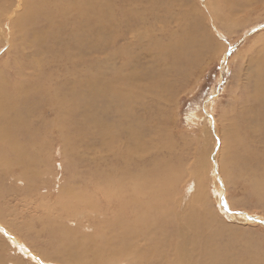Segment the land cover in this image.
I'll list each match as a JSON object with an SVG mask.
<instances>
[{
    "label": "rangeland",
    "instance_id": "1",
    "mask_svg": "<svg viewBox=\"0 0 264 264\" xmlns=\"http://www.w3.org/2000/svg\"><path fill=\"white\" fill-rule=\"evenodd\" d=\"M5 1L0 0V4H4ZM208 1L151 0L143 6L139 15V7H136L138 3H122V0H118L115 5L116 8L125 6L134 17L129 16L124 18L120 12L117 13L100 30L102 33H98L99 35L95 34L94 39H91L94 51L92 53L87 51L84 55H77V58H73L72 61H68L67 57L60 58L61 53L53 51H60V49L56 48L55 44L52 47V43H54L53 37L47 38L43 34L46 27L31 26L30 29L25 28L22 31L11 32L6 31L1 26L4 36H0V72H8L11 75L9 80L14 85L16 82L15 78L19 80L23 75L26 76L25 78H31L35 74L32 68H28V71L26 70L25 72L24 70V73L19 75L16 73L18 72L17 67L26 61L30 63V60H35L34 58L42 57L45 65H47L45 66L43 63V65L39 66V69L41 71V68L44 66L46 72L50 71L54 75L52 80L53 87L55 85L61 86L62 80L68 78L71 85L68 84L67 87H64L66 94L70 93L72 95L75 92H82V90L81 95L85 92L91 93V97H94V100L92 101V109L89 108L88 111L102 120L103 126L114 125L113 127L116 132L122 133L121 135L118 133L120 139L117 143V148L120 151L128 148V145L125 143L128 138L126 134L128 133V129L132 127V122H134V129L138 127V120L132 115L141 117L147 125L146 130H139V134H141L140 138L147 144V149L150 151L149 155H147L148 160H150L149 164L144 166L142 164V166L155 170L159 161H168L172 165V173H174L175 177H178L177 185L173 187L176 199L182 198L183 202L187 204L191 200L194 201L195 197L199 198L201 205L210 210L212 215L214 214L212 218L217 220V224L228 226L229 229L233 228L235 233L244 234L242 239L249 246L252 243L258 245L262 250L261 260L264 262V205L259 204L255 197H249V183L255 178V174L253 171H247L246 169L248 168L249 160L248 163L243 160L246 154H243L244 151L249 149V153L254 152L261 155L255 159V170L258 168L259 171L260 168L264 167V158L261 160V157H264V109L261 108L259 100H256L254 97L258 80L262 78L261 73L264 75V8L252 14H249L251 12H240L233 20H229L230 22H220L216 21L212 15L213 13L209 11ZM114 20L116 21L115 24ZM143 22L146 23L143 24ZM194 24L200 26V30L196 33L193 32V34L191 32V36L200 39L201 43L206 44V47L201 52V57L194 64L192 71L187 72L186 67H181L188 73V75H184L185 77L182 76L180 78L179 75L167 73V70H171V67L176 66L177 68L179 66L175 63L171 66L169 64L171 63L170 61L166 64L168 61L162 62L161 60H157L158 50H151V52L148 47L150 44L155 45V43L177 41L180 39L179 35L182 34L181 29L185 26H193ZM108 25L111 27H108ZM70 27L68 26V29ZM146 31H150L151 34H148ZM163 34L166 36L164 37ZM118 35L121 36L119 37ZM191 36L188 35V37ZM143 44L147 46L145 47ZM43 45L48 50L41 47ZM103 45L107 46V48ZM39 46L45 51L46 55H40L37 51ZM50 46L51 48L49 49ZM100 48L101 50H99ZM119 49L120 52L118 51ZM69 51L83 54V51L79 49ZM121 51L123 52L121 53ZM126 52H130L131 55H128ZM47 53L50 54L48 55ZM58 59L60 60V65L54 63L56 62L54 60ZM110 59L114 60L111 61ZM16 60L22 61L19 63ZM129 61L132 62L130 63ZM10 63H12L11 66H8ZM36 74L39 76L38 72ZM150 74H159L164 84L167 85V89L158 94L159 100H156L154 94L152 98L150 94V96H147V93H145L142 101L135 104L133 114L123 117L122 115L125 113L121 115L115 111L113 113L116 103H114V98L111 97L114 94H110V92L113 93L111 86L114 87V82L116 85H119V83L126 84L125 82L130 77H133L135 85L139 86L140 83L147 85L149 83L148 75ZM5 76L8 77L7 73H5ZM74 76L75 78H73ZM85 76L86 80H93V77L96 78L97 76V80H93L94 82L92 81L90 84L84 83L86 85L83 84L79 88V91L75 89L73 92L74 86L72 82L76 78L80 80L82 77L85 80ZM95 82L96 85H94ZM122 85L118 86L120 90L126 88L122 87ZM7 87L9 88L10 86ZM81 88L83 89L81 90ZM106 88L110 90L106 91ZM87 93L85 96H87ZM83 103L85 104V101ZM109 108L112 111H109ZM104 111L106 113L109 111V114L105 115ZM110 115L115 118H111ZM115 115H117V118ZM122 118L126 119L123 121ZM112 120L114 121L113 124ZM120 120L123 122H120ZM115 121H117L120 127ZM126 121L131 124L128 123L127 125ZM79 122H82V120H79ZM93 125L95 126L93 123L90 124L86 129L88 132L86 136L79 137L70 134L66 138L71 144L69 151L63 152L64 148L60 141H56L54 137L55 140L51 139L52 142L53 140L55 142L52 143L50 148L53 151L50 153V150L47 151L46 149L48 148H46L41 160L43 165L38 166L40 173L43 172L45 175L41 173L39 177L41 180H49L48 176L54 173L56 177L51 182L55 181L54 183L62 188L66 183L69 185L71 183L76 184L78 182L76 174L79 175V173H83L87 183L92 181L88 173L97 171L105 174L106 162L103 159L105 150L101 144V132L105 134V129L102 128V131H99ZM97 132L98 135L96 134ZM250 136L253 138L251 139ZM158 143H162V145L161 148L156 149ZM3 147V143L0 142L1 157ZM7 152L3 153L4 163L2 164L4 165V169H0V171L3 170L6 173V180L4 179L2 186H0V264H49L48 262L50 264H65L61 257L55 256V249L51 246L50 239L48 242L46 233L41 230V221L32 213V209L34 208L33 199L28 200L29 198L22 194L25 187L29 185L25 177L31 174L32 168L25 167V175H23L24 171L22 172L21 167L17 165V155ZM47 152L50 154L47 155ZM66 155H70V157L72 155L75 158L70 159ZM109 162H114L113 158H110ZM67 164L69 166L64 167ZM50 169L52 174L50 173ZM65 173L67 174L65 175ZM260 174L259 171V176ZM74 176L76 178H73ZM31 185L35 191H33V194L41 193L42 195H48L47 188L38 191V181L36 179L31 181ZM59 193L57 194L59 195ZM89 218L91 219V222H89L92 224L93 220H97V223H99L101 219L96 214H91ZM52 220L56 221L54 218L50 219V221ZM78 224L75 221L67 224V221H65L63 226L74 231L72 229L79 230L76 228ZM30 228H33L35 232L30 231ZM90 228L92 226L89 229L88 226H84L81 229L87 235L93 230ZM38 232L40 234H37ZM41 233L44 235H41ZM227 235L229 236V234ZM57 240L54 241L59 243ZM238 255L244 264L251 263L250 256L246 251ZM130 263L126 262L123 264ZM153 264L166 263L162 261L161 263Z\"/></svg>",
    "mask_w": 264,
    "mask_h": 264
},
{
    "label": "bare ground",
    "instance_id": "2",
    "mask_svg": "<svg viewBox=\"0 0 264 264\" xmlns=\"http://www.w3.org/2000/svg\"><path fill=\"white\" fill-rule=\"evenodd\" d=\"M117 1L118 0H6L4 4H0V36H4L1 26H3L6 31L11 32L22 31L25 28L30 29L31 26L46 27L43 34H45L47 38L53 37L54 43H52V47L53 44H55V47L60 49V51H53L59 54L61 53L60 58L67 57L68 61H72L73 58H77V55H84L87 51L91 53L94 51V45L91 43V39H94L95 34L102 33L100 30L108 23L109 19L114 18L119 12L124 18L132 16L131 11H129L127 7L121 6L116 8L115 5ZM150 1L151 0H122V3H138V5L135 6L137 8L139 7L138 14L140 15V10ZM208 7L210 8L209 11L213 13L212 15L216 21L230 22L229 20H233L240 12L243 13L245 11L251 12L249 14H252L255 11H261L262 8H264V0H209ZM115 22L114 20V24ZM145 23L143 22V24ZM68 26H71L70 29H68ZM108 27L111 26L108 25ZM139 27H141V25ZM199 28L200 26H197V24L185 26L181 29L182 34L177 32L180 34L179 40L171 43L161 42L159 44L155 43V45L150 44L148 47L150 51L158 50L157 60H161L162 62L168 61L167 63L165 62L166 64L170 61L171 63L169 64H171V66L174 65L173 63L179 66L177 68L176 66L171 67V70H167V73L179 75L181 78L184 75H188V71H192L194 64L197 63L198 59L201 57V52L204 47H206V44L201 43L200 39L191 36L193 32H198L200 30ZM168 31L171 32L170 30ZM149 33L150 31L148 34ZM188 35L191 37H188ZM40 45H42V43H40ZM147 45L144 46L146 47ZM41 47L45 48L44 45ZM41 47L39 46L37 51L41 56H44L46 54ZM50 48L51 46L49 49ZM105 48H107V46ZM72 49H79L83 51V54L70 52L69 50ZM99 50H101V48ZM118 51L120 52V49ZM122 52L123 51H121V53ZM126 53H128V55L130 54V52ZM142 54H144V52H142ZM125 56L127 55L125 54ZM136 58L138 57L136 56ZM34 59L35 60H30V63L26 61L22 65H19L17 67L18 72L16 73L20 75L24 73V70L26 72L28 68H32L35 74H33L31 78H25V75L19 80L15 78L16 82L14 85H12L9 80L11 75L8 72H0V142L4 145L2 157L0 156V169H4V165L2 164L4 163L3 153L7 151L10 154L17 155V165L21 167L22 172L25 167L32 168L31 174L25 177L29 185L25 187L22 194L29 198L28 200L33 199L32 203L34 208L32 209V213L41 221V230L46 233L48 242L50 239L51 246L55 249V256L61 257L65 264H123L126 262H131L130 264H153L158 262L161 263L162 261L166 264H244L238 254H243L244 251H246L250 256V264H264L263 260H261V248L254 243L249 246L247 242L242 239L244 234L235 233L233 228L229 229L228 226L217 224V220L212 218L214 214L212 215L210 210L201 205V200H199V198L195 197L194 201L191 200V202L187 204L183 202L182 198L176 199L173 187L177 185L178 177H175L174 173H172V165L168 161H159L155 170L153 168L148 169L143 167L150 162L147 156L150 151L147 149V144L141 140L139 130H146L147 124L141 117H137L133 114V109L135 104L142 101L145 93H147V96H152L154 94L156 100H159L158 94L167 89V85L164 84L159 74L148 75L149 85H143V83H140L139 86L135 85L134 78L130 77L125 82L126 84L122 83V85L119 83V85H116L114 82V87L111 86L113 89H111V91H113V93L110 92V94H114L113 96L111 95V97L114 98V103H116L113 113L116 112L119 115L125 113L122 115L123 117L133 114L132 116L138 120L137 129L133 127L134 122H132V124L128 122L132 125L126 134L128 138L126 137L127 140L125 143L128 145V148L120 151V149L117 148V143L120 139L118 135L120 133L116 132L114 129V125H112L114 121L112 120V126H103L102 120L88 111L89 108L92 109V101L94 100V97H91V93L84 91L85 93L81 95L83 92V88H81L82 92H75L72 95H70V93L66 94L64 87H67L70 83L68 78L63 79L62 82L60 81L61 86L55 85V87H53L52 80L54 75H52L50 71L46 72L44 66L41 68V71L39 69V66L44 63L42 57ZM21 61L22 60H16V62L19 63ZM54 61L55 64L60 65L59 59ZM117 63L119 64V62ZM11 64L12 63L8 64V66H11ZM181 67H186L187 72ZM37 72L39 76L36 74ZM5 73H7L8 77L5 76ZM261 77L262 78L258 80V84L255 88L254 97L256 100H259L261 108L264 109L263 73H261ZM73 78H75V76ZM83 78L84 77L80 80L76 78L72 82L74 86L73 92L75 89L79 91V88L84 83L90 84L93 80H97V76L96 78L93 77V80H86V76L85 80ZM94 85H96V82ZM120 85L126 88L120 90L118 88ZM7 86L10 87L8 88ZM109 90L106 88V91ZM86 93L87 96H85ZM83 101H85V104ZM109 111H112V109ZM109 111H107V113L104 111L106 113L105 115L109 114ZM115 116L117 118V115ZM112 117L114 116H111V118ZM111 118L109 119L111 120ZM122 119L124 121L126 118ZM79 120H82V122H79ZM123 121L120 120V122ZM115 122L117 124V121ZM92 123L95 124V126H93L96 130L102 131V128L105 129V134L101 132V144L105 150L103 156L104 162H106L105 174L92 171L88 173L92 181L87 183L83 173H79V175L76 174L78 179L76 184L71 183L69 185L66 183V185L61 188L54 183L55 181L51 182L56 176L54 173L52 174L50 169L52 175L48 176L49 180H41L39 177L43 172L40 173L38 166L43 165L41 160L44 150L48 148L46 150H50L49 152L52 153L53 150L50 148L52 143H55L54 140L56 139V141L59 140L63 145V152L69 151L71 149V144L66 138L69 137L70 134L79 137L88 135L86 129ZM96 134L98 135V132ZM52 138L54 139L53 142L51 141ZM250 138L252 139L253 137L250 136ZM161 145L162 143H158L156 149L161 148ZM52 148L54 149V147ZM249 152L248 149L243 153H246L243 160L247 163L249 160L248 168H246L247 171H253L255 174V178H251L252 180L249 183V197H255L259 204L264 205V167L259 169L261 173L259 176L258 168L255 170L256 167L254 165L256 157H260L261 155L259 152V154ZM68 156L70 159L75 158L72 157V155L71 157L70 155ZM110 158H113L114 162H109ZM263 158L264 157H261V160ZM68 166L69 164L64 167ZM51 168L53 169V167ZM44 172L46 173V171ZM66 174L67 173H65V175ZM23 175H25V171ZM76 176L73 178H76ZM4 179L6 180V173L1 170L0 186H2ZM34 179L38 181V191L47 188L48 195H42L41 193L33 194L34 190L31 181H34ZM57 193H59V195ZM91 214L100 216L101 219L99 223H97V220H93V224L90 223L91 219L89 217ZM53 218L56 219V221H50V219ZM65 221H67V224L73 223L74 221L78 222L79 224L76 228L79 230L72 229L74 231H71L65 228L63 226ZM84 226H88V229L92 226V228H90L93 229L92 232L85 235L81 229ZM29 230L35 232L33 228ZM37 234H40V232ZM227 234H229V236ZM41 235L44 234L41 233ZM56 239H58L57 241H59V243L54 241ZM48 263L50 264V262Z\"/></svg>",
    "mask_w": 264,
    "mask_h": 264
}]
</instances>
